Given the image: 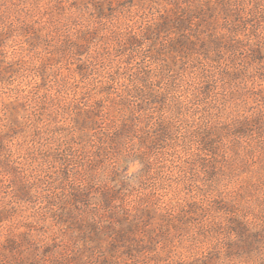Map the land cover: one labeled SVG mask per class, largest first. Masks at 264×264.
Returning <instances> with one entry per match:
<instances>
[{
    "label": "rangeland",
    "instance_id": "rangeland-1",
    "mask_svg": "<svg viewBox=\"0 0 264 264\" xmlns=\"http://www.w3.org/2000/svg\"><path fill=\"white\" fill-rule=\"evenodd\" d=\"M0 264H264V0H0Z\"/></svg>",
    "mask_w": 264,
    "mask_h": 264
}]
</instances>
